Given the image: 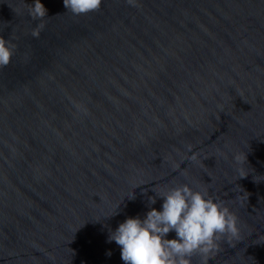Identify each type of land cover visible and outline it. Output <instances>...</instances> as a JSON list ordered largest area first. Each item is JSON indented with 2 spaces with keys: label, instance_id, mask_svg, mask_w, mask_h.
<instances>
[{
  "label": "water",
  "instance_id": "obj_1",
  "mask_svg": "<svg viewBox=\"0 0 264 264\" xmlns=\"http://www.w3.org/2000/svg\"><path fill=\"white\" fill-rule=\"evenodd\" d=\"M25 3L0 0L17 46L0 68V264H125L109 233L184 184L239 219L208 264H264V0H104L81 16L41 0L43 21Z\"/></svg>",
  "mask_w": 264,
  "mask_h": 264
},
{
  "label": "clouds",
  "instance_id": "obj_2",
  "mask_svg": "<svg viewBox=\"0 0 264 264\" xmlns=\"http://www.w3.org/2000/svg\"><path fill=\"white\" fill-rule=\"evenodd\" d=\"M104 0H63L64 7L75 16L98 12ZM131 7L139 8V0H126ZM32 20L43 21L48 9L41 0L25 3ZM43 24L32 31L39 38ZM12 36L5 39L0 36V68L7 67L13 60L16 44ZM188 152L192 146L186 145ZM198 154L190 161L195 162ZM235 161L247 163V155L235 156ZM243 167L239 170V179L247 178ZM156 197L163 200L162 211L151 208L145 218L129 217L109 233L108 242L121 247V259L125 264H193V258L200 256L204 264L219 251V243L227 238L228 242L239 239V219L225 202L214 199L207 191H194L187 184L168 187L158 191L152 189ZM135 199L134 193L128 196ZM156 197H150V204L156 203ZM117 214L115 212L113 215ZM175 232L177 239H167ZM111 253H109L110 255Z\"/></svg>",
  "mask_w": 264,
  "mask_h": 264
}]
</instances>
